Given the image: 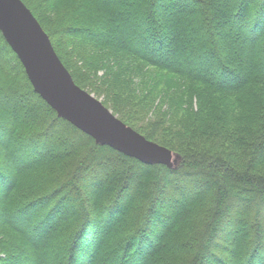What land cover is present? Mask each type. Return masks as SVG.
<instances>
[{"label":"trees","instance_id":"obj_1","mask_svg":"<svg viewBox=\"0 0 264 264\" xmlns=\"http://www.w3.org/2000/svg\"><path fill=\"white\" fill-rule=\"evenodd\" d=\"M20 1L75 85L180 160L57 118L0 33V264H264V0Z\"/></svg>","mask_w":264,"mask_h":264},{"label":"water","instance_id":"obj_2","mask_svg":"<svg viewBox=\"0 0 264 264\" xmlns=\"http://www.w3.org/2000/svg\"><path fill=\"white\" fill-rule=\"evenodd\" d=\"M0 33L22 65L34 93L57 118L92 138L97 145L109 147L144 165L176 168L177 155L146 140L75 85L48 36L20 0H0Z\"/></svg>","mask_w":264,"mask_h":264},{"label":"rangeland","instance_id":"obj_3","mask_svg":"<svg viewBox=\"0 0 264 264\" xmlns=\"http://www.w3.org/2000/svg\"><path fill=\"white\" fill-rule=\"evenodd\" d=\"M30 12H31V11H30ZM31 14H32V13H31ZM32 15H33V14H32ZM34 18H35V17H34ZM35 19H36V18H35ZM37 22H38V21H37ZM68 73H69V72H68ZM92 96H93V95H92ZM93 97H94V96H93ZM94 98H95V97H94ZM95 99H96V98H95ZM96 100H98L100 103H102L101 100H103V99L100 98V99H96ZM102 105H103V104H102ZM103 106H104V105H103ZM104 107H105V106H104ZM105 108H106V107H105ZM106 109H107V108H106ZM107 110H109V109H107ZM109 111H110V110H109ZM110 112H111V111H110ZM111 113H112V112H111ZM113 116H114V115H113ZM115 117H116V116H115ZM116 118H117V117H116ZM150 142H152V141H150ZM153 143H154V142H153ZM179 160H180V159H179ZM179 160H178V162H179ZM178 162H177V164H178ZM177 164H174V167H176ZM175 165H176V166H175ZM96 227H97V229H98V227L101 228L100 225H98V224H96ZM160 230H161V229H159V228L153 230V233L155 234V236H158V234L160 233ZM224 239L227 240L226 238H224ZM225 240H224V241H225ZM223 243H224V242H223ZM223 243H221V246L224 245ZM225 244H226V243H225ZM217 245H218V243H217ZM231 250H233V249H231ZM221 251H222V248H221ZM230 252H231V251H230ZM221 257H222V255H221ZM224 258H225V257H224Z\"/></svg>","mask_w":264,"mask_h":264}]
</instances>
